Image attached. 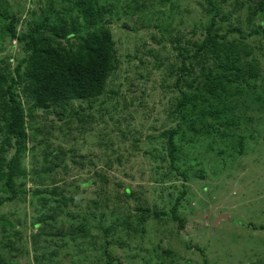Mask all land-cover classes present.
<instances>
[{
	"label": "rangeland",
	"instance_id": "rangeland-1",
	"mask_svg": "<svg viewBox=\"0 0 264 264\" xmlns=\"http://www.w3.org/2000/svg\"><path fill=\"white\" fill-rule=\"evenodd\" d=\"M7 1L0 0V9L18 15L20 25L39 8V0ZM117 1V15L107 20L116 64L104 93L27 115L26 168H50L41 184L75 199L43 216L53 214L40 238L34 237L38 216L29 201L2 205L0 213L15 227L0 229V251L16 264H106L108 257L116 264H264V131L245 154L220 142L208 151L184 141L177 164L187 179L168 157L164 134L175 127L171 111L178 96L174 48L187 39L181 30H190L185 10L197 13L199 0ZM254 23L243 18L241 26ZM245 42L264 67V37ZM23 54L19 44H0V59L10 56L11 67ZM19 92L27 110L31 99ZM27 189H34L31 182ZM182 191L184 228L171 218ZM80 224L85 236L72 231ZM71 231L75 235L63 234ZM51 249L60 252L52 256Z\"/></svg>",
	"mask_w": 264,
	"mask_h": 264
},
{
	"label": "trees",
	"instance_id": "trees-1",
	"mask_svg": "<svg viewBox=\"0 0 264 264\" xmlns=\"http://www.w3.org/2000/svg\"><path fill=\"white\" fill-rule=\"evenodd\" d=\"M2 1L8 5L7 0ZM38 5L31 8L22 25L18 15L0 9V44L6 40L12 46L19 44L24 53L14 67L10 56L0 59V207L7 202L29 201L38 216L33 225L39 230L35 238L48 233L47 226H51L53 214L43 216L67 207L75 197L62 195L57 186L51 189L41 184L44 175L53 172L50 168H44L43 173L26 168L27 115L38 108L48 110L49 105L89 100L104 93L116 64L115 42L107 20L117 15L118 1L39 0ZM197 5V13L191 7L185 10L191 18L190 30H181L180 35L187 39L174 48L178 96L171 112L176 124L164 134L171 167L185 179L186 172L177 164L184 141L193 149L206 147L208 151L220 142L241 154L264 131L258 125L264 124V67L255 47L245 42L247 36L264 37V0H199ZM248 11L239 23L237 17ZM243 18L256 23L244 28ZM20 87L32 102L27 110ZM30 182L34 186L31 191L27 189ZM184 196L182 191L171 210L172 220L181 228L187 223L179 214ZM141 211L153 216L148 209ZM9 227L15 224L0 213V229ZM72 231L85 236L83 224ZM72 231L63 234L75 235ZM52 252L58 255L60 251ZM16 263L0 251V264ZM106 264H116V260L108 257ZM204 264L209 261L205 259Z\"/></svg>",
	"mask_w": 264,
	"mask_h": 264
}]
</instances>
